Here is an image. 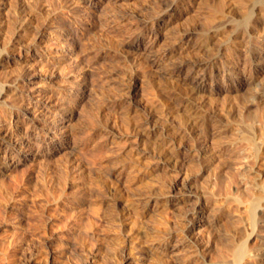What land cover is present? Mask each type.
<instances>
[{
  "label": "rangeland",
  "instance_id": "1",
  "mask_svg": "<svg viewBox=\"0 0 264 264\" xmlns=\"http://www.w3.org/2000/svg\"><path fill=\"white\" fill-rule=\"evenodd\" d=\"M0 2V122L18 126L26 136L21 146L0 152V264H121L125 253L119 238L129 231L117 222V215L145 191L164 197L170 184H176L174 194L189 196V201L148 215L128 210L129 205L126 211L131 218L136 217L143 226L158 228V222L165 219L171 228L180 230L184 211L201 204L212 225L197 217L199 224L187 232V238L198 242V246H182L160 264H181L184 257L187 264H238L226 247L235 243H247L248 252L261 248L264 254V243L253 233L256 191L240 184L244 178L253 179L241 172L243 155L250 154L251 146L245 135L254 136L258 126L264 124L262 113L256 123L244 117L254 86L230 91L235 84L221 74L210 77L206 89L221 88L223 93L196 94L202 115L222 116L228 125L223 145L238 140L235 146L243 142L249 145L240 144L233 153L229 148L220 164L219 159L206 158L200 152L216 142L213 144V139L197 127L187 128L189 111L179 105L183 96L190 95V84L168 74V60L152 64L154 55L133 44L138 39L142 46L153 41L155 51L163 53L184 31L193 30L198 37L216 24L221 28L227 24L214 44L227 43L237 29L245 32L246 51H253L248 68L264 83V0ZM165 9H170L167 15ZM142 17L158 18L153 33L141 27ZM16 20L29 26V33L18 37ZM33 33L42 35L41 40L31 42L36 39ZM11 40L15 45L10 49L14 50L8 52L4 46ZM182 53L181 59L207 56V51L193 49ZM37 89L47 93L43 97L48 106L46 113L38 112L36 118L42 125L34 124L25 113L37 99L33 94ZM52 93L56 99H47ZM174 95L178 100L172 99ZM148 115L154 116L160 126L173 121L176 130L185 131L184 136H178L183 151L178 160H168L170 154L162 153L157 146L173 130L146 137L148 144L136 140L140 134L137 123ZM139 171L151 172L148 183L139 180ZM233 187H240L238 197L245 195L242 204L234 201L233 190L237 189ZM263 228L257 229L261 235ZM139 242H132L140 251L132 264H156L148 248L151 242ZM218 252L225 258L218 257ZM248 252L241 264H264V255L256 251V256H250Z\"/></svg>",
  "mask_w": 264,
  "mask_h": 264
},
{
  "label": "bare ground",
  "instance_id": "2",
  "mask_svg": "<svg viewBox=\"0 0 264 264\" xmlns=\"http://www.w3.org/2000/svg\"><path fill=\"white\" fill-rule=\"evenodd\" d=\"M73 1H75V0H73ZM152 8H154V7H152ZM160 9L162 10V8H160ZM167 10L168 11H166V9L164 10L165 11V12H163V13H165L164 15H167L169 13V10L170 9H167ZM152 19L151 20H147L145 18L143 19V17H142V20L139 21L140 24L142 25L141 27L143 29H146V30L151 29V33H153V30L155 31L157 25H159V22L157 21L158 18H156L155 20L153 19L154 21H152ZM118 21L120 22V20H118ZM226 25L224 27H222V28L223 29L224 28L227 29ZM220 26L221 25H217L216 24V25L212 26V28L209 29V31L206 34L200 35L198 37H197L195 31H193V30L184 31L181 35L179 34L180 36L177 34L179 37L176 36V37H178L177 40H176V42L173 43V46L171 45L172 46L171 48L167 49L168 48L167 47L166 48L167 50H165L164 52L162 51L163 53L159 52L158 49H156L158 51H155V49H154V42L153 41L152 42L149 41L148 43L146 42V44H144L142 46V43L139 42V39H138V41H136L137 43L134 42L133 44H134V46H136V45L140 46L145 53L153 54L154 55V59H152V64L153 63L160 62V61H166V60H168V63L170 65L169 68H168L169 69L168 70V72H169L168 74H170L173 77L179 78L185 84H190V86L192 87V91H191L190 95L183 96L181 98V104L179 105L181 108L183 107V108L187 109L186 111H189V115L185 118L186 124L188 126L187 128H190V126L197 127L202 133H204L205 136H209V137H211L213 139V141H212L213 144L216 142L215 144H217V145H215V146L211 145L208 148H206L205 150L203 149L200 152H203V154H204L203 156H207L206 158L219 159L220 164H222L221 162L223 161L224 153L227 155L226 152H227V150L229 151V148H230L231 152L237 150L235 147L238 145L237 143H239L238 142L239 140L236 141L234 139L236 141V143H233L232 142V144L229 142L231 145H226L227 143H225V145H223L224 143L222 144V137H223V134L225 132H227L228 125L226 124V122L224 121V119L222 118V116H221V118H216V117H214L212 115H209V114L207 115V113H204V112H203L204 114L202 115V105H200V104H198L196 102L197 101V99H196V96L197 95L196 94H200V93H204V92H208L210 95L223 93L224 92V89H221V88H211L210 90L206 89V85H207L206 82H207V80L210 77L214 78V77L219 76L221 74L223 76H225L227 79H229L232 83L235 84L234 86L229 87L230 88V91H236L237 88H240L243 85H250V86L253 85L254 86V91L251 94V96L253 95L252 96V100H250L251 102H249V104L246 103L247 105L245 104V107H244V109L246 108L245 109L246 110V112H245L246 113V116H244V117H246L248 120H250L249 121V123H250L253 120H254L253 122H255V120H256L257 117L263 116L260 113L264 114V83L258 81L257 78H256L255 72L252 71V69L248 68L249 67L248 66V63H249V61L252 58L251 53L253 51L251 53L249 52V49H248V51H246V49L248 47V46H246V43L248 44V40H247V37L248 36L246 35V33L243 32V31H241V30H239V29H237V30L233 31L231 33V35L228 37L229 41L227 43H223V42L221 43L220 42L219 44L215 45L214 44L215 43L214 41H215L216 36L219 35L220 32H222V28ZM14 27L16 29V33H17L18 37L19 36H23L24 35L23 32L29 33L30 27L29 26H25L23 22L21 24V20L19 22L17 21ZM12 29H13V27H12ZM40 29H41V27H40ZM66 30H67V28H66ZM16 33L14 35H16ZM34 37L36 38L35 40L33 39ZM34 37L32 38L33 41L31 40V42H33V43L36 42V41H40L41 38H42V35L39 36V34H38L36 36L34 34ZM15 38H17V37H15ZM154 38H155L154 41H156L157 39H156L155 35H154ZM194 38H196L195 39L196 41H195V43H192V41H193ZM12 39H13V37H12ZM18 39H20V38H18ZM14 45H15V42H13V40H11V41H9V44H7V46H4V45L3 46L5 47V50H8V52H10V51L12 52L14 49L12 50V49H10V47L13 48ZM244 45L246 47H245V49H242ZM212 48L214 49V51L215 50L216 51L213 52L212 51ZM184 49H193V50H197L198 52L199 51H207V56L201 57V58H196L195 57V59H187V58L186 59H181L179 56L184 51ZM81 51H83V50H81ZM159 53H161V54H159ZM149 56H151V55H149ZM14 82H16V81H14ZM128 82H126V83H128ZM250 88H252V86ZM21 89H23V88H21ZM33 94H34V96L37 99L29 107V109H28L29 112L27 111L25 113H26V117H29V118H31V120L34 121V124L35 123L38 124L39 122L37 121L36 118H37V116L39 117V115H37V113L38 112L40 114L46 113V110L48 108L47 103L46 102H43L44 101L43 100V97L47 93L44 94V91L43 90L37 89V90L33 91ZM55 95L53 93L50 94V95H47V99L52 100L53 98H55ZM31 96H32V94H31ZM229 96H231V95H229ZM223 98H225V97H223ZM172 99L173 100L176 99L175 95L172 97ZM172 99H171V102L173 101ZM195 99H196V101H195ZM176 100H178V99H176ZM227 103H229V102H227ZM2 106H4V104H2ZM237 106H238V104H237ZM231 107L229 106V108H231ZM240 109H242V108H240ZM200 112H201V114H200ZM228 112H230V111H228ZM152 115L144 116L142 119H140L138 121L137 127H138V130H139V133L140 134L138 135V139H136V140H138L139 142H141L143 144H146L147 143L146 137L148 138L150 136H153L156 132H158V133L159 132H162L163 135H165V133L167 132V130H169V131L170 130H173L172 131L173 133L166 134V136H164L159 142H157V146L161 149V152L162 153L165 152L166 154H170L168 160H171V161H175L176 159L178 160V157L183 153L182 148H181L180 143H179L178 136L179 135L184 136L185 135V131H183V130H176V126L173 124V121L167 123L168 125L160 126V125H158L155 122L154 116H152ZM240 116L242 118H244L243 115H240ZM168 119H169V117H168ZM226 120H227V118H226ZM39 125H42V123H39ZM134 126H136V124ZM241 134H242L241 136L244 137L245 134L243 135V132H241ZM252 135H253V133H252ZM247 136H249V135H247ZM244 139L250 143L249 145H251L249 147L250 149L248 148V150H249L248 152L250 153L249 154L250 155V158H248L249 157L248 154H245L244 153V155H243L244 162L242 163V166H241V172L243 173V175L249 176L248 178H251V179L253 178V179L251 181H249V180H247L246 178L243 177L244 179L240 181V184L241 185H245L247 188L248 187L249 188L251 187L252 190H255L256 191V193H255L256 194V197L254 199V202H253V204L251 203L252 204V207H253V221H252L253 231H254L253 233L256 232L257 235H258V237L262 241L261 243H264V235L263 234L262 235L259 234L258 233L259 231L257 230V229H260L261 226H262V228L264 227V225H262V223L264 222V124L258 126L257 131H255L254 136H251V137L248 138L245 135V138ZM244 139H243V141H244ZM25 140H26V136H24L21 133V131L18 128V126L17 127H14V126H12V124L8 125L7 122L6 123H4V121H1L0 122V152L2 150H8V149H11V148L14 149L16 146H19V145L21 146V144H24V141ZM134 143H135V141H134ZM243 143H240V144H243ZM235 144H237V145L235 146ZM240 144H239V147H240ZM245 145L249 146L248 144H245ZM145 146L146 145H144V149L146 148ZM247 146H246V148H247ZM239 147L237 146V148H239ZM246 148H245V151L247 150ZM141 153H142V151H141ZM228 154H229V152H228ZM120 155H121V153H120ZM139 157L140 156H138V158ZM250 159H253V161H251ZM3 160H4V158H3ZM131 163H130V165H131ZM224 163H225V161H224ZM0 168H2V167H0ZM135 168H136V166L134 167V169ZM5 169H7V168H5ZM139 170H141V169H139ZM142 170H144V169H142ZM147 172H148V170H147ZM147 172L141 173L139 171V173L136 174V176L137 175L139 176V178H140L139 180L140 181H145L151 175V172L150 173H147ZM0 173H1V171H0ZM221 178H223V177H221ZM187 179H189L188 176H187ZM233 181L234 180L230 181V183L233 182ZM146 183H148V180H146ZM222 183L224 184V182H222ZM222 183H220V184L222 185ZM143 184H145V183H143ZM170 185H171L170 190L166 191L167 194L164 197H162V196H159V197L158 196H155L151 192L152 190L145 191V194L142 197H140V198L132 201L131 204L129 203V205H131V206H130V208L128 210L131 211V209H133V211L135 210L136 212H140L141 214H145V215L151 214L152 212H157V214H158V213L166 212L169 209V207H171V206L178 205V204H181V203L184 204V203H186V202L189 201L188 200L189 196L181 197V196H178V195H176V194L173 193V190L172 189H175L176 188V184H173V185L170 184ZM221 185H220V188H221ZM223 186H225V184ZM231 186H233V185H231ZM220 188H219V190H221ZM239 188L240 187H238V189H237V187L234 188V189H237V190L236 191L233 190V192H234L233 193L234 194L233 195V198H234V201H236L238 204H242L244 202L243 200H244L245 195L244 196H240V197L237 196V193L236 192L239 190ZM147 189H150V188H147ZM222 190H223V188H222ZM229 190H230V188H229ZM225 191H227V190H225ZM226 193H228V191ZM141 195L142 194H140V196ZM128 206H127V208H128ZM127 208L124 211H121L117 215V218H116L117 222L119 224H121L123 226V228H128V231H129V233L127 235H123V236H121L119 238V243L121 245L122 251L125 253L124 254L125 258L122 260V263L121 264H132V263H135L136 262L135 259L138 258L136 254H138L140 251L139 250H138L139 252L136 251V247L133 244L134 243V240H140V242H142L144 240H147V241L151 242V244L149 245L148 248H149V251L152 252V254H153L152 257L154 259H156V260L153 259L154 260L153 263H155V261H156V264H160L161 262L164 263V261L167 260L166 259V256H168L170 254L177 253L178 250L181 249L180 247L186 246V245L187 246H190V247H197L198 246V242H196V241H194L192 239H188L187 238V232L189 230L194 229L199 224L197 217H199V218L200 217L201 218L203 217L202 222H204V223H210L211 224V222H212V221H210L211 219H209L206 216V209H205V207H202L201 204L200 205L198 204L196 207L194 206V208H191V209L189 208V210L187 208V210L184 211V214L182 215V217L179 220V224L181 226V229L180 230H178L179 228H177L176 230L174 228H171L168 225L169 222H167V220H165V219L163 220L162 218H160V220L162 219L161 221L159 220L160 222H158V220H157L158 224L160 223L159 225L161 226L159 228H158V226L157 227L156 226L155 227H152V226H143V225H141L139 223V221H138V219L136 217L135 218H131L132 216L129 215L130 212L126 211ZM128 216H130V217H128ZM175 237H178V240L177 239L175 240L174 239ZM174 241H176V242L174 243ZM140 242H139V244H141ZM236 246H237L236 243L235 244H232V245H229V244L226 245L227 249L231 250V252L233 253V255L236 257V261L238 262V264H241L242 261L245 259V256H247L248 250H250V249H249L247 243L242 244V245L240 244L237 247ZM221 247H222V245H221ZM222 249H224V248H222ZM194 250H198V248H195ZM194 250H192V251H194ZM256 251L258 252L257 253L258 255H264L261 248H258ZM256 251H249L248 252L249 253L248 255L253 256L256 253ZM222 253H223V251H222ZM222 253H219L218 254L219 255L218 257L225 258L224 254H222ZM257 254H255V256ZM181 256H182V254H181ZM187 257H189V256H186V258ZM177 259L179 260V258H177ZM184 259H185V257H184ZM184 259H183V262H181V264H187L186 263V260H184Z\"/></svg>",
  "mask_w": 264,
  "mask_h": 264
}]
</instances>
